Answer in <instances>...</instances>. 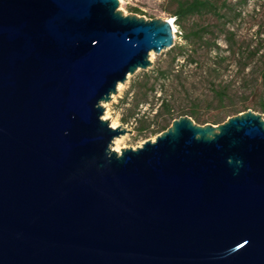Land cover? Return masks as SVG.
Wrapping results in <instances>:
<instances>
[{
  "label": "water",
  "instance_id": "95a60500",
  "mask_svg": "<svg viewBox=\"0 0 264 264\" xmlns=\"http://www.w3.org/2000/svg\"><path fill=\"white\" fill-rule=\"evenodd\" d=\"M118 4L0 0V264H264L260 113L112 149L101 103L175 31Z\"/></svg>",
  "mask_w": 264,
  "mask_h": 264
},
{
  "label": "rangeland",
  "instance_id": "374dc122",
  "mask_svg": "<svg viewBox=\"0 0 264 264\" xmlns=\"http://www.w3.org/2000/svg\"><path fill=\"white\" fill-rule=\"evenodd\" d=\"M222 2L217 0L220 16L210 13L193 15L184 21L183 28L174 22V16L170 13L174 0L119 2L118 8L124 14H135L146 19L172 18L175 29L174 44L160 53H152L150 66L129 75L120 91L101 103L102 117L108 111L105 119L109 123L115 120L131 130V133L118 136L120 149L135 148L146 139H153L161 131V126L167 128L176 118H171L164 107L157 110L160 94L165 95L176 109L195 111L207 117L209 123L215 117L223 119L231 116L233 106L240 105L246 106L245 110L260 113L264 119L259 107V95L264 91V0ZM184 28L206 32V37L215 39L220 50L207 51L203 44L197 45L196 62L189 61L185 54H178V48L185 45ZM231 32L234 33V53L226 50L225 39L230 37ZM256 48L258 50L251 54ZM217 55H229V58L220 62L215 58ZM162 71L165 78H158ZM225 85L229 86L233 104L228 101L220 103L212 96L214 88Z\"/></svg>",
  "mask_w": 264,
  "mask_h": 264
},
{
  "label": "trees",
  "instance_id": "16d2710c",
  "mask_svg": "<svg viewBox=\"0 0 264 264\" xmlns=\"http://www.w3.org/2000/svg\"><path fill=\"white\" fill-rule=\"evenodd\" d=\"M222 3L225 4V0H223ZM170 13L174 16V22L178 24L179 26H181L182 28L184 27V21L190 16L203 15L207 13L216 14L218 16L221 15V13H219V5L217 3V0H174V8L172 9V11H170ZM184 29L185 30L183 33V39H184L185 45L180 46L178 48L179 50L178 54H185L186 58L189 61L196 62V60L194 59V56L197 52V47H196L197 45L203 44L207 51H212V50L219 51L220 50L219 46L215 42V39L206 37V32H203L198 29H196V31H194L195 29L190 30V31L187 30L186 28ZM233 38H234V33L231 32L230 37H227L225 41L227 43L226 50L234 53V50L232 48ZM257 50L258 48L254 49L253 53L251 54H254ZM241 56L243 57L244 55L242 54ZM215 58H218L220 62H225L229 58V55H220V56L217 55ZM164 73L165 72L162 71L160 75L158 76V78H161V77L165 78ZM212 96L214 99H216L220 103H225L226 101H228L229 103L233 104L231 102L232 96H231V91L229 89V86L225 85L220 88H214L212 90ZM159 98L161 99V101L157 107V110H160L163 107L166 108V112L171 118H174V117L177 118L180 115L187 114L197 123H205L208 121L207 117H203L199 115L198 113H196L195 111H191V110L186 111L185 109H180V108L176 109L171 104L169 99L165 97V95L160 94L158 99ZM259 107H260V111L264 113V91H261L259 95ZM246 108L247 107L244 105L233 106L232 115L245 111ZM225 118L222 119V118L215 117V119L212 120V123L216 124L220 121H223ZM164 128H166V126H161L160 130L162 131V129L164 130Z\"/></svg>",
  "mask_w": 264,
  "mask_h": 264
},
{
  "label": "bare ground",
  "instance_id": "6f19581e",
  "mask_svg": "<svg viewBox=\"0 0 264 264\" xmlns=\"http://www.w3.org/2000/svg\"><path fill=\"white\" fill-rule=\"evenodd\" d=\"M119 2L121 3L122 0H119ZM169 19L172 20V18H169ZM172 26H173V28H174V23H173V21H172ZM152 53H153V52H150V58H151V56H152ZM128 77H129V75L127 76V79H128ZM127 79H126V80H127ZM121 87H122V82H119V83L117 84V86H116V92H119L120 89H121ZM113 97H114V94H112L111 98H113ZM106 117H108V111H106L105 114L103 115V118H106ZM110 125H111L112 127H115V126H118L119 124H118L115 120H111ZM119 140H120V137H115L114 140H113V143H112V145H111L112 149H114V150L117 151V152H119V149H120Z\"/></svg>",
  "mask_w": 264,
  "mask_h": 264
}]
</instances>
